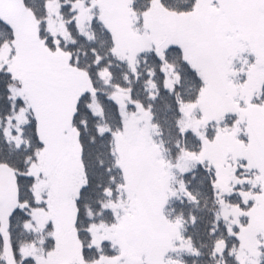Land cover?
<instances>
[{"label": "snow or ice", "instance_id": "obj_1", "mask_svg": "<svg viewBox=\"0 0 264 264\" xmlns=\"http://www.w3.org/2000/svg\"><path fill=\"white\" fill-rule=\"evenodd\" d=\"M264 264V0H0V264Z\"/></svg>", "mask_w": 264, "mask_h": 264}, {"label": "trees", "instance_id": "obj_2", "mask_svg": "<svg viewBox=\"0 0 264 264\" xmlns=\"http://www.w3.org/2000/svg\"><path fill=\"white\" fill-rule=\"evenodd\" d=\"M193 258H188V264H192ZM197 264H201V260H197Z\"/></svg>", "mask_w": 264, "mask_h": 264}]
</instances>
